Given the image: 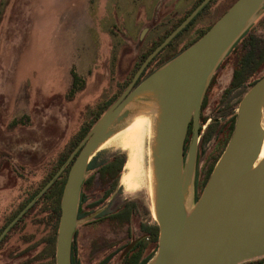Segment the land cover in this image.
<instances>
[{
  "label": "rangeland",
  "instance_id": "rangeland-1",
  "mask_svg": "<svg viewBox=\"0 0 264 264\" xmlns=\"http://www.w3.org/2000/svg\"><path fill=\"white\" fill-rule=\"evenodd\" d=\"M195 1L0 0V224L44 177L73 135L90 121L94 108L119 92L137 54ZM233 1L214 0L178 39L177 49L196 38ZM248 28L258 40L259 53L264 52V5ZM241 44L223 58L204 94L206 105L200 117L206 120L198 138L195 170L198 186L191 192L188 206L201 193L207 170L225 148L230 136L228 121L249 88L251 77L225 93ZM158 63L150 69L161 66L156 67ZM73 72L81 90L70 96ZM153 118L151 115L145 125L146 145L151 143ZM190 140L191 134L187 142ZM92 158L97 164L124 161L112 193L94 206L89 204L100 199L110 185L103 184L94 170L87 172L86 178L95 177L82 188L88 197L82 207L93 211L78 221L75 259L79 264H98L116 251L106 264H123L124 247L143 235L141 225L156 223L151 199L143 191L123 190L126 152L119 146L105 148ZM118 192L120 201L129 202L128 221L99 220L98 213ZM48 213L36 208L24 219L23 227L14 230L0 248V264H17L36 255L44 244L32 245L50 230ZM28 235L33 237L25 242ZM149 244L146 240V252Z\"/></svg>",
  "mask_w": 264,
  "mask_h": 264
},
{
  "label": "water",
  "instance_id": "water-1",
  "mask_svg": "<svg viewBox=\"0 0 264 264\" xmlns=\"http://www.w3.org/2000/svg\"><path fill=\"white\" fill-rule=\"evenodd\" d=\"M209 1L201 0L146 56L126 88L64 163L0 232V241L71 163L61 194L55 241V264H71L88 163L128 118L149 108L154 111L150 155L158 237L156 251L147 264H241L264 257V156L259 157L264 139V74L242 95L225 148L201 193L193 196L188 206L195 187L205 91L218 65L261 11L264 0H235L199 38L137 83L149 62ZM190 123L193 130L185 155Z\"/></svg>",
  "mask_w": 264,
  "mask_h": 264
},
{
  "label": "trees",
  "instance_id": "trees-1",
  "mask_svg": "<svg viewBox=\"0 0 264 264\" xmlns=\"http://www.w3.org/2000/svg\"><path fill=\"white\" fill-rule=\"evenodd\" d=\"M200 1L201 0H196L188 10H186L177 19L172 21L170 25L166 26L164 30L155 39L149 42L148 46H146L144 50L140 51L137 54L134 65L128 74L127 80L123 85H121L119 92L115 94L112 98L104 101L102 104H99L94 108L90 121L85 125H83L73 135L70 144L61 151V153L56 159V162L49 168V170L44 175V177L37 183L35 187H32L31 190H29L28 195L25 197V199L21 201L17 205V207L12 212H10L7 215V217L4 219V221L0 224V232L9 223V221L35 196V194L43 187V185L52 177V175L64 163V161L73 151V149L83 140V138L90 130L92 125L96 122V120L126 88L128 83L132 79L134 73L136 72L140 64L143 62V60L146 58V56L194 9V7ZM213 2L214 0H210L208 4L205 5L199 11V13L195 16V18L149 62V64L141 74L140 78L138 79L137 83L140 82L143 78H145L148 74H150L152 71L156 69V68L150 69L154 63L159 62L156 67L164 64L165 62H167L168 60L179 54L191 43H193L214 23V22L211 23L205 29L201 30L198 36H196V38H194L192 41L185 44L182 48L177 49L178 39L184 34L185 31H187L192 26L194 21L212 5ZM227 8L222 12V14L227 10ZM239 44H241L240 57L236 62V66L233 69L229 85L225 90L226 94H229L231 90L238 88L249 77H251L248 81V86L250 87L258 78H260L264 74V52L259 53L260 52L259 43L255 35L253 34L251 28H248L241 35V37L234 43V45L231 47V49L228 51L225 57L229 55L233 50H235ZM219 66L220 64L218 65V67ZM72 77L74 80H73L72 88L69 91L70 96H73L77 92V90H81L79 89V87L76 86V82L79 81V77L77 76V74L73 72ZM212 82H213V77L211 78L208 86H210ZM205 105H206V97L204 95L201 108L203 109ZM205 120H206L205 117H202L199 120L200 131L202 124L205 122ZM234 121H235V113L230 117L228 121L227 129L229 135L231 134V131L233 129ZM198 159L199 157L197 158V160ZM123 161H124L123 159L120 160L112 159L110 161L103 162L101 164H97L96 160H94L93 158L89 161L87 170L88 171L94 170L98 174L99 179L102 181L103 184L109 183L110 185L109 188H107L103 192L101 198L98 199L95 203L89 204V206L100 204L110 196V194L112 193V189L115 187L117 183V177L121 170ZM70 165L71 163H68L65 166L60 176L54 180L52 185L40 197H38L35 200L33 205L17 220V222L9 229V231L0 241V248H1L2 245L9 240V237L12 235L14 230L21 229L23 227V224L21 223H24V219L30 213H32L36 208H40V210H49L47 224L50 226V230L44 235L41 241L39 240L32 245V247H36L40 243H43L44 246L36 253V255L33 258L27 259L25 261H21L17 264H55V241H56L57 227L60 216L61 194ZM213 165H211L207 170V173L205 174V177L202 181V186H204L205 182L207 181L209 174L213 168ZM94 177L95 175H91L88 178H86L82 184V188L85 185L91 184ZM197 186H198V180L196 178L195 187ZM82 194L83 197L80 200L79 210H78L79 219L88 216L93 211V209H85L82 207L83 204L86 203L88 200L87 195H85L83 192ZM197 197L198 196L196 195V198ZM129 212H130L129 202L120 201L119 192H118L117 195H115V197L112 198L108 204H106L105 208L100 213H98L97 217L99 220H104L105 218H108L115 220L120 224H123L128 221ZM140 230L142 231L143 235L141 237H138L134 241L128 243L124 247L125 250H124L123 264H147V262L154 255L157 248V237H158L157 224L154 223L152 225H141ZM146 233L148 234V236L145 235ZM32 237L33 235H28L27 237H25V242H30ZM146 240H150L149 252H146V249L148 248L146 247ZM74 249L75 247L72 242L71 264H79L75 259ZM115 252L116 251H112L98 264H106V262L111 258V256H113ZM241 264H264V257L247 261Z\"/></svg>",
  "mask_w": 264,
  "mask_h": 264
},
{
  "label": "bare ground",
  "instance_id": "bare-ground-1",
  "mask_svg": "<svg viewBox=\"0 0 264 264\" xmlns=\"http://www.w3.org/2000/svg\"><path fill=\"white\" fill-rule=\"evenodd\" d=\"M151 115H154V111L148 108L128 118L118 132L119 134L102 143L95 153L113 145L123 149L126 152L121 180L123 190L126 193L136 190L148 193L153 206V167L150 145H146L145 142V125ZM261 125L264 132V108ZM151 134L153 135V129H151ZM262 156H264V139L259 157Z\"/></svg>",
  "mask_w": 264,
  "mask_h": 264
},
{
  "label": "flooded vegetation",
  "instance_id": "flooded-vegetation-1",
  "mask_svg": "<svg viewBox=\"0 0 264 264\" xmlns=\"http://www.w3.org/2000/svg\"><path fill=\"white\" fill-rule=\"evenodd\" d=\"M201 118V117H200ZM200 120V119H199ZM192 124L190 123V125H189V128H188V133H187V136H186V140H185V146H184V153H185V155H186V152H187V149H188V145H189V143L187 142L188 141V136H189V134H191V136H192ZM200 136V135H199ZM199 147H197V154H199ZM198 156V155H197ZM198 158V157H197ZM106 206V205H105ZM101 212V211H100ZM99 212V213H100ZM82 219V218H81ZM75 236H76V230H75V233H74V237H73V244H74V238H75Z\"/></svg>",
  "mask_w": 264,
  "mask_h": 264
}]
</instances>
